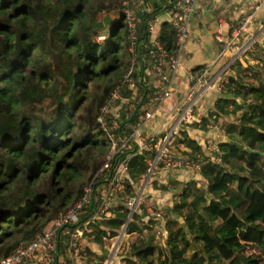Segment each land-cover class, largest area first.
I'll return each instance as SVG.
<instances>
[{
    "label": "trees",
    "instance_id": "1",
    "mask_svg": "<svg viewBox=\"0 0 264 264\" xmlns=\"http://www.w3.org/2000/svg\"><path fill=\"white\" fill-rule=\"evenodd\" d=\"M171 1H139L136 50L144 79L137 83L140 93L135 110L111 132L115 141L96 118L105 96L131 66L122 0H0V260L20 241L36 239L51 222L55 226L54 221L75 204L85 185L92 182L97 188L106 183L109 172L105 178L94 176L108 162L112 171L109 181L115 169L126 164L125 194L136 195V187L148 172V159L158 154L153 148H142L138 136H132L157 82L151 69L146 23L167 11ZM115 11L118 18L96 29L101 16ZM157 31V40L169 56H176L175 34L168 20L161 22ZM101 35L105 42L97 40ZM241 60L249 67H243ZM250 60L257 61L252 64L255 67L247 63ZM258 65L264 67V44L256 37L244 57L229 68L225 85L218 89L219 81H215L220 92L206 111L203 126L181 125V138L176 142L191 150L187 152L190 159L205 155L204 143L212 138L210 124L216 119H222L227 133L234 136L230 139L227 134L218 141L214 137L223 154L221 164H205L189 183L191 174L183 181L169 180L178 188L185 185L178 196L180 202L173 200L169 212L176 216L165 223L163 245H145L141 240L132 245L138 264H228L234 260L262 264L264 83ZM201 70L192 69L191 74L196 77ZM188 83L194 85L189 78ZM232 107L243 112L229 123ZM142 128L139 135L148 143L159 137L144 134ZM124 142L126 148L121 149ZM114 148L117 152L110 157ZM202 180L205 187L200 185ZM155 181L159 190H167L165 183ZM194 190L199 193L194 195ZM93 193V202L86 209L89 214L99 205L95 190ZM128 213L127 206L118 209L116 218L106 220V227L118 231L126 224L127 233H131L133 228L142 232L152 223L146 214L137 212L128 219ZM260 215L259 225L250 223ZM99 234L92 235L101 245ZM242 243L253 245L257 252L248 254ZM103 252L101 260L108 257L107 251Z\"/></svg>",
    "mask_w": 264,
    "mask_h": 264
},
{
    "label": "rangeland",
    "instance_id": "2",
    "mask_svg": "<svg viewBox=\"0 0 264 264\" xmlns=\"http://www.w3.org/2000/svg\"><path fill=\"white\" fill-rule=\"evenodd\" d=\"M126 0H122L121 2V8L123 5V2ZM136 5L134 12L136 14V11L139 7V1L135 0ZM169 8V5H168ZM167 8V9H168ZM121 11V10H120ZM166 11L163 12L165 14ZM162 14V15H163ZM161 15V14H160ZM105 16H109L111 18V21L115 18L119 17V13L115 11L111 15H103L99 18V21H102V19ZM105 25L104 27H106ZM254 39V38H252ZM99 42H105L106 37L101 35L97 38ZM244 43V42H243ZM242 43V44H243ZM241 46L244 47L245 43ZM254 44V43H253ZM253 46V45H252ZM235 56V53L231 51V54L227 55L228 59H231ZM244 55L242 56V58ZM243 63V67H249L245 63V60H241ZM226 63V62H225ZM248 64H251V66H254L252 64H257V61L250 60L247 62ZM260 64V63H259ZM255 67V66H254ZM259 67V65H258ZM264 67H259L258 71L260 73V79L264 83ZM141 65L140 63L133 64L131 59V66L128 70L127 74L119 80L118 84L114 86L111 92H109L108 95L105 96L103 99V103L99 108V112L96 118L97 123L99 124V127L103 129L105 132L109 134V136L117 141L114 137V134L111 133L120 122L124 121L127 117L133 113L137 106L138 97L140 93V89L138 90V82H141L142 76L140 74ZM220 70V69H219ZM219 70L217 72H219ZM232 72V71H231ZM229 72H227L228 75ZM217 74V73H216ZM226 74L221 77V80L219 81V87H223L226 82ZM138 79V80H137ZM208 82V80H207ZM259 83V82H257ZM203 83L199 84L198 86L195 85L194 92L197 94L198 90H200V86ZM218 88V87H217ZM154 89L152 88L150 92V98L153 96ZM208 92L205 94L207 97H214V95L219 94L212 90H207ZM149 99V97H148ZM147 105L145 108L143 107V114L141 116L140 121L144 118V115L146 112L151 110L152 103L148 100L146 101ZM107 106L108 110L105 114H103L102 109L103 107ZM232 107L233 115L232 119L229 118V123H234V118L240 116L243 112V110H235ZM145 110V111H144ZM195 113H193V116L197 117V112L194 109ZM161 111H157L155 113V117L158 118ZM105 115V116H103ZM179 114H176V118L169 124V129L167 127L166 130H164L161 135L152 142H149L146 140V138L143 136V140L139 141V145H141L142 148L148 147L149 149L153 148L157 150V152H160L162 140L166 136V134L169 132V130L172 127H176V130H174L173 138L170 140V142L165 146L164 153L169 157L178 156V157H184L188 156L187 152H190L191 150L186 147L185 144H178L176 142V138H181V133L179 132V129L181 128V125L187 124H198L200 126H203L202 119L205 118L204 116H201L198 121H192L189 122H182V123H176L177 117ZM165 119H167L165 117ZM176 120V121H175ZM192 121V122H191ZM207 122V121H206ZM224 122L222 119H216L215 123L210 124L213 127L212 134L216 138V140H221L224 138V136H227L226 128L224 127ZM136 125H134L135 127ZM209 124L207 125V127ZM133 127V129H134ZM210 128V127H209ZM184 129V128H183ZM211 130V129H210ZM179 136V137H178ZM212 136V137H213ZM233 133L228 134L227 137L230 139L233 138ZM193 137V136H191ZM211 137V136H210ZM210 140V139H209ZM126 142L121 144L120 148L125 149ZM206 151V150H204ZM117 152V149L114 148L112 154L110 157L114 156ZM157 156V155H156ZM156 156L152 159H148L147 164L149 165V169L147 174L141 178L140 184L136 187V195L134 197H131L130 195L125 194V176H126V164H122L115 170V176L111 181H109V177L112 174L111 169V162H108L107 164H104L100 170H98L94 176L98 178H105L107 177V173L109 172V177L106 179V183H103L100 186H97L95 188V185L91 182L90 184L85 185L83 194L79 197V199L75 202V204L67 210V212L70 211V209L74 208L81 199L86 195L87 190H91L90 197L87 199V202L85 203L84 207H82L80 214L78 215V221H76L73 225L68 226H62L59 227L58 225L64 220V216L67 214V212L62 216V218H58L56 221L55 226L52 227L53 223L51 222L48 226H46L44 231L37 234V237L43 235L46 231H53L54 235V244L56 245L58 257L55 258L56 264H138L139 260L136 258L135 255L132 254L131 247L135 242H139L140 240L144 242L145 245L153 244L154 246H160L163 245V240H165V223L168 221V219L173 218L176 216V214L170 215V209L173 207L174 202L179 203L180 198L178 196L181 195V193L184 190L185 185L182 187V185L178 187L174 186V183H169V180L174 181L177 178V174L185 173L184 170H175L173 171L171 168H166V165L163 163V161L157 160ZM109 157V158H110ZM156 161V164L154 166V162ZM166 168V169H165ZM188 174H191L192 177H189L186 183H189L190 181H194L193 176L196 174H199L196 170H193V172H187ZM167 174V175H166ZM155 179L159 180L162 183H165L167 186V190H159L157 187L158 182L155 181ZM205 180H202L200 183L201 186H203L202 183H205ZM206 184V183H205ZM205 187V185L203 186ZM178 188V189H177ZM97 189V190H96ZM157 189V190H156ZM95 190V196L96 201L99 202L97 210L95 209L93 213L89 214V212H86V209L89 208V206L92 204L93 200V192ZM146 192H148L150 195H146ZM199 191L194 190L193 194H198ZM147 196V197H146ZM139 198V199H138ZM174 200V202H173ZM123 206H127L129 208L128 213V219H131L133 214L135 213H142V215L146 214L149 219L152 220L151 225H149L148 228H145L142 230V232H139L138 230H135L133 227L131 233H127L126 231V225H122L120 230L114 231L111 228H107L105 223L107 219H114L116 218L117 210L122 209ZM153 212V215L150 213V211ZM159 214V216L154 215ZM85 214H89L87 219L82 221H79V219H82ZM263 215H260L253 219L250 223L253 225H259L262 222ZM141 226V225H140ZM139 226V227H140ZM100 232V236L102 238L103 243L101 245L96 244V241L94 240V232ZM106 232V233H105ZM59 240L61 242V245L59 244ZM60 246V249H59ZM243 249L248 254H253L257 252V250L253 247V245L248 243H242ZM103 251H107L108 257L101 260ZM157 256V253L156 255ZM128 259L131 260V262L128 261ZM261 263L264 264V256L261 259ZM228 264H239L237 260H234Z\"/></svg>",
    "mask_w": 264,
    "mask_h": 264
},
{
    "label": "built area",
    "instance_id": "3",
    "mask_svg": "<svg viewBox=\"0 0 264 264\" xmlns=\"http://www.w3.org/2000/svg\"><path fill=\"white\" fill-rule=\"evenodd\" d=\"M251 3V11L246 14L236 25L232 27L228 38H224L223 35L217 34L214 40L223 46V50L219 56L230 51H234L235 56L224 63L219 72L214 75L208 82L203 77L207 74V70H204L199 76H194L189 73L190 80L194 82V85L190 89V92L184 97L183 103H181L177 109L178 119L176 123L189 122L191 120L193 110L195 108L196 96H194V87L203 83V89L199 94L212 89L216 80L220 81L223 75H227L229 68L237 61L242 58L243 55L252 47L254 39L250 38L245 41V46L237 44L238 41L245 37L247 30L253 25L256 13L262 6L263 0H247ZM200 0H173L170 2V7L166 11V16L169 26L174 30L175 34V45L177 48V54L174 57H170L164 46L157 40L159 35L157 31V18L150 19L146 23V31L150 35L151 49L150 55L152 57L151 69L154 76L157 78V82L154 84L153 96L149 98L152 103V109L145 113L143 122H149L155 117V113L159 111L164 101L167 100L172 94L174 78L177 71L181 67L179 62V54L181 53L186 41L189 38L190 30L189 24L192 16L197 12ZM136 5L135 0H126L122 5V12L127 26V39L130 42L129 51L132 56V63H140L139 51L136 50L137 46V16L134 12ZM244 44V43H243ZM242 44V45H243ZM218 56V57H219ZM169 58V61L167 59ZM165 65L167 68L165 69ZM264 70V69H263ZM220 87H218L219 89ZM251 102V100H248ZM108 107L105 106L102 109L103 114L107 112ZM175 114V115H176ZM106 115V114H105ZM103 115V116H105ZM215 118V115L213 116ZM176 121V120H175ZM172 127L166 134L160 145V152H158L156 158L159 161H165L166 168L172 170H196L201 171V168L208 163L221 164L222 163V152L218 147L215 138H209L205 141V155L198 154L194 159H190L189 156L184 157H171L169 158L165 153V146L173 138L174 130L176 127ZM141 127H134L132 136H138L139 140L142 141L144 138L139 135ZM152 141V139L150 140ZM156 161L154 162V166ZM165 168V169H166ZM127 170V169H126ZM91 190L86 191V195L81 199L79 204L70 209L69 212L64 216V220L58 225L59 227L73 225L78 221V215L82 207H84L87 199L90 197ZM139 199V198H138ZM150 211V210H149ZM153 215V212L150 211ZM159 216V214H155ZM53 231H46L43 235L37 237L34 240H22L19 244L9 253L7 256L0 260V264H56L55 258L58 257L56 245L54 244Z\"/></svg>",
    "mask_w": 264,
    "mask_h": 264
},
{
    "label": "crops",
    "instance_id": "4",
    "mask_svg": "<svg viewBox=\"0 0 264 264\" xmlns=\"http://www.w3.org/2000/svg\"><path fill=\"white\" fill-rule=\"evenodd\" d=\"M262 8H260L258 19L256 24L250 27L245 37H242L237 44H242L243 42L249 40L250 38L257 37L261 44H264V0L262 3ZM251 11V3L247 0H200L197 12L192 16L189 30L190 35L186 41L182 52L179 54L181 61V69L176 81L174 82L171 96L165 100L163 112L160 113L159 117H154L149 122L144 123L143 119L140 122V127L143 129L144 134L148 136H160V134L169 128V124L176 118V113L179 105L183 103L184 97L190 92L192 85L188 83V78L190 79L189 73L192 69L202 67L199 75L207 70V74L203 77L213 78L221 66L227 61V55L231 54L226 52L221 54V44L214 40L217 34L223 35L226 39L230 35L232 27L236 25L246 14ZM157 27L160 26L161 22L167 20L166 13L160 15L158 18ZM258 30V31H257ZM234 52V51H232ZM219 56V57H218ZM198 75V76H199ZM150 78L152 76L150 75ZM152 80V79H151ZM218 80H216L217 82ZM216 83L212 86L213 91L218 93L216 89ZM198 86V85H197ZM202 91L203 85L200 86ZM212 90V89H210ZM208 91L199 94L194 92L196 96L195 110L197 112V117L195 115L190 116L192 121H198L201 116L205 117L206 111L212 106L214 100L217 96L211 100V97L205 96ZM193 113L195 111L193 110ZM165 117L167 119H165ZM202 119V118H201ZM191 121V122H192ZM211 129V128H210ZM212 130H211V135ZM214 138V136L212 137ZM188 173L177 174L176 180L183 181L186 179ZM183 187V186H182Z\"/></svg>",
    "mask_w": 264,
    "mask_h": 264
},
{
    "label": "water",
    "instance_id": "5",
    "mask_svg": "<svg viewBox=\"0 0 264 264\" xmlns=\"http://www.w3.org/2000/svg\"><path fill=\"white\" fill-rule=\"evenodd\" d=\"M111 22V18L109 16H105L102 21H98L95 24L96 29H101L103 28L105 25H108ZM248 152L255 154L256 152L251 151L249 149H247ZM126 225V224H125Z\"/></svg>",
    "mask_w": 264,
    "mask_h": 264
}]
</instances>
